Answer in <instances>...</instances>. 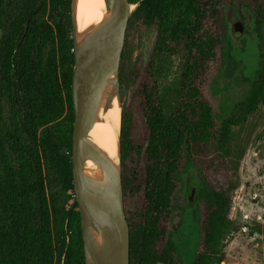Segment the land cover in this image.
<instances>
[{"label":"trees","instance_id":"obj_1","mask_svg":"<svg viewBox=\"0 0 264 264\" xmlns=\"http://www.w3.org/2000/svg\"><path fill=\"white\" fill-rule=\"evenodd\" d=\"M232 1L248 4L253 18L264 21V0H128L136 8L125 39L140 19L164 33L166 51L183 57L179 101L168 117L150 80L128 108L121 107L129 264H177L168 225L188 163L205 188L201 241L191 264H221L226 244L243 228L230 217L237 175L232 142L234 129L255 113L264 115V31L259 67L241 99L224 104L217 117L205 97L208 81L226 60L223 7ZM70 5L71 0H0V264H85L71 160ZM44 166L57 179L50 194ZM127 189L136 195L130 213ZM68 193L72 204L59 209L58 200ZM251 230L261 231L259 225Z\"/></svg>","mask_w":264,"mask_h":264},{"label":"rangeland","instance_id":"obj_2","mask_svg":"<svg viewBox=\"0 0 264 264\" xmlns=\"http://www.w3.org/2000/svg\"><path fill=\"white\" fill-rule=\"evenodd\" d=\"M135 8L132 6V12ZM223 12L228 36L223 50L226 60L224 63L220 60L218 70L205 87V97L217 117L222 115L223 105L239 101L254 80L264 31V21L255 20L246 3L232 1L223 7ZM238 26L242 27L240 34L235 32ZM165 43L164 33H159L156 25L146 27L138 19L128 27L118 75L121 107L128 108L139 87L150 80L156 87L164 116L168 117L175 109L180 96L183 57L180 53L166 51ZM168 46L170 48V44ZM4 118L7 121L6 116ZM232 143L236 151L237 175L230 217L243 228L226 244L221 264H264V115L255 113L243 126L234 129ZM43 174L46 192H55L58 188L56 176L45 166ZM204 195L199 174L188 163L168 225V240L172 250L177 251V264H190L193 260L191 251H197L200 245L199 210ZM72 199L71 193L64 195L58 200V208L70 206ZM125 202V209L130 213L136 206L133 190H126ZM257 225L261 231L253 232L251 228ZM185 251L188 253L185 257L190 255V260L183 263L180 254Z\"/></svg>","mask_w":264,"mask_h":264},{"label":"water","instance_id":"obj_3","mask_svg":"<svg viewBox=\"0 0 264 264\" xmlns=\"http://www.w3.org/2000/svg\"><path fill=\"white\" fill-rule=\"evenodd\" d=\"M74 2L71 0L70 5L74 57L71 160L84 260L85 264H129V228L124 213L120 166V127L116 164L89 141L88 136L100 108L107 111L115 99L121 111L119 65L134 4L128 0H104L108 19L78 38ZM235 32L240 34L242 27L235 28ZM87 161L96 166L98 179L84 175ZM262 231L264 234V227Z\"/></svg>","mask_w":264,"mask_h":264},{"label":"bare ground","instance_id":"obj_4","mask_svg":"<svg viewBox=\"0 0 264 264\" xmlns=\"http://www.w3.org/2000/svg\"><path fill=\"white\" fill-rule=\"evenodd\" d=\"M76 34L82 37L88 30L108 19L104 0H75ZM120 108L114 99L107 111L100 108L97 120L89 133V141L96 145L115 164L118 161V132L120 127ZM84 175L98 179L96 166L87 161Z\"/></svg>","mask_w":264,"mask_h":264},{"label":"flooded vegetation","instance_id":"obj_5","mask_svg":"<svg viewBox=\"0 0 264 264\" xmlns=\"http://www.w3.org/2000/svg\"><path fill=\"white\" fill-rule=\"evenodd\" d=\"M1 31V30H0ZM1 39H2V31H1V37H0V43H1ZM175 251V250H174ZM177 252V251H176ZM176 252H175V255H176ZM196 252L197 251H195V252H192L191 251V254L190 255H193V259H194V257H195V254H196ZM178 254H180L179 252H178ZM184 254H188L186 251L183 253V254H180V256L182 257V262L184 263V261H188V260H190V255H186L187 257H185V255ZM193 261V260H192ZM191 261V262H192ZM159 264V263H158ZM161 264V263H160ZM191 264V263H190Z\"/></svg>","mask_w":264,"mask_h":264}]
</instances>
